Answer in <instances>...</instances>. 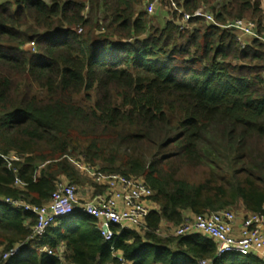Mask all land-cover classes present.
<instances>
[{"label":"trees","instance_id":"trees-1","mask_svg":"<svg viewBox=\"0 0 264 264\" xmlns=\"http://www.w3.org/2000/svg\"><path fill=\"white\" fill-rule=\"evenodd\" d=\"M154 1L0 0V251L26 244L37 224L5 200L43 207L60 183L87 185L75 162L143 181L158 208L111 242L74 213L0 264H118L113 247L130 264H264L219 255L204 235H158L189 213L264 215V44L243 48L225 29L251 22L264 37V0H174L215 19L184 30L178 13L151 25L143 8Z\"/></svg>","mask_w":264,"mask_h":264},{"label":"built area","instance_id":"built-area-1","mask_svg":"<svg viewBox=\"0 0 264 264\" xmlns=\"http://www.w3.org/2000/svg\"><path fill=\"white\" fill-rule=\"evenodd\" d=\"M160 1L164 0H155L149 4L147 12L152 14ZM167 1L173 13L182 16V22H179L181 30H184L185 23L193 18L215 24L213 15L204 8L199 9L194 15L190 16L184 14L174 0ZM225 29L236 32L243 48L247 46L243 37L260 40L264 44V37L258 35L257 26L254 23L235 21L227 25ZM79 32L82 33V30L80 29ZM31 47L34 49L35 44L32 43ZM79 166L81 165L79 164ZM94 177L98 182L107 181L105 182L107 189L105 193L96 195L91 201L81 202L79 188L66 181L58 185L50 203L43 207H34L23 201L6 199L5 203L13 208L34 215L37 218V224L26 244L18 245L6 253L0 251V262L19 256L28 243H34L43 238L48 229L54 226L58 219L69 217L76 212H81L98 221V229L107 242L114 241L116 236L114 229L118 227L121 231L131 227H144L146 218L152 211L150 204L152 203L153 191L143 181L125 178L120 175L105 176L99 174ZM17 185H21V183L18 181ZM236 220V214L231 210L209 215H197L193 220H186L182 226L177 228L174 236L186 237L203 234L216 242L219 255L236 252L242 256L252 255L264 258V215L250 214L243 222L239 236L236 232ZM33 250L36 251L37 249L33 248ZM39 251L47 253L49 256H56L57 254L48 247ZM63 251L64 248L62 247L59 250L60 260H63ZM112 251L113 256L118 260V264H130L123 254L115 250L114 247ZM202 264L209 263L205 261Z\"/></svg>","mask_w":264,"mask_h":264},{"label":"crops","instance_id":"crops-1","mask_svg":"<svg viewBox=\"0 0 264 264\" xmlns=\"http://www.w3.org/2000/svg\"><path fill=\"white\" fill-rule=\"evenodd\" d=\"M157 22H158L157 24H159V21L158 20H157ZM165 25H166V23H165ZM165 25L163 24L162 28L165 27ZM247 38L248 37H243V40H246L245 41L246 44H247V40H249ZM77 164H79V163H77ZM77 168H78V166H77ZM83 174L85 176H87L89 178V180H91L92 184H96V185L98 184V185H104V186H106V183L105 182H98L97 179H96V177H94L95 175H92L91 176V174H89V173H83ZM92 184H87L85 186H77L79 188V199H80L81 202L91 201L96 196L95 195V189H94V187H93ZM150 208L152 210L151 212H154V211H157L158 210L157 206L154 203H151L150 204ZM76 213H81V212H76ZM234 213L236 214V217H237V220H236V232H237V236H239L240 231L242 229L243 222L245 221V219L250 214L248 212H246L243 208H240L239 210L235 211ZM194 217H195V215L189 213L186 216V220H190L191 221V220L194 219ZM165 225H167V223H163V225L160 227V230H159L160 234H158L159 236H161L163 238H167V237L164 236V234H162V230L165 227ZM177 228H179V227H177ZM177 228H174V229H177ZM130 230L140 231L141 228L131 227ZM198 235H203V234H198ZM172 236H174V233L172 234ZM204 236H206V235H204ZM206 237H208V236H206ZM43 248H45V247H43ZM23 252L19 256H22L23 255Z\"/></svg>","mask_w":264,"mask_h":264},{"label":"rangeland","instance_id":"rangeland-1","mask_svg":"<svg viewBox=\"0 0 264 264\" xmlns=\"http://www.w3.org/2000/svg\"><path fill=\"white\" fill-rule=\"evenodd\" d=\"M167 0H164V1H160L159 3H157L156 7H155V10L152 14H149L150 16V20H151V25H154L156 28H162L163 24L165 25V23L169 22L170 19H172V15H173V11L171 10V8L169 7V4H167ZM144 11L147 12V7L146 8H143ZM207 11V10H206ZM208 12V11H207ZM157 20L159 21V24H157ZM182 22V21H180ZM186 25V23H185ZM249 40H247V43L248 41H251L252 38H247ZM251 39V40H250ZM246 40H244L245 42ZM75 166L77 168L78 166V171L80 173H89L92 175H96L98 176L99 174L96 173L94 170L92 171V169L87 166L86 164L84 163H79L81 166H79V164H77V162H75ZM105 175V174H103ZM90 176V175H89ZM107 176V175H105ZM84 181L86 182V184H92L91 180H89L88 177H86V179H84ZM104 182H107V181H104ZM175 230L174 227L170 226V225H165V227L163 228L162 230V234H164L165 237H169V236H172L173 233H175Z\"/></svg>","mask_w":264,"mask_h":264}]
</instances>
